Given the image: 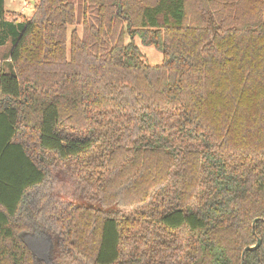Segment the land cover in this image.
I'll list each match as a JSON object with an SVG mask.
<instances>
[{
	"label": "trees",
	"instance_id": "16d2710c",
	"mask_svg": "<svg viewBox=\"0 0 264 264\" xmlns=\"http://www.w3.org/2000/svg\"><path fill=\"white\" fill-rule=\"evenodd\" d=\"M2 5L0 264H264V0Z\"/></svg>",
	"mask_w": 264,
	"mask_h": 264
},
{
	"label": "rangeland",
	"instance_id": "374dc122",
	"mask_svg": "<svg viewBox=\"0 0 264 264\" xmlns=\"http://www.w3.org/2000/svg\"><path fill=\"white\" fill-rule=\"evenodd\" d=\"M38 0H4L3 11L5 18L16 17L18 20L28 18L32 14L35 3ZM3 39V38H2ZM133 41L139 46L142 55L147 63L151 65H158L161 63L162 54L152 46L141 45L139 40L135 37ZM11 48L10 40L4 41L0 44V61L2 62L1 68L4 71L9 70V51ZM52 235V234H51ZM38 238H35L36 241ZM39 243V242H38Z\"/></svg>",
	"mask_w": 264,
	"mask_h": 264
},
{
	"label": "water",
	"instance_id": "95a60500",
	"mask_svg": "<svg viewBox=\"0 0 264 264\" xmlns=\"http://www.w3.org/2000/svg\"><path fill=\"white\" fill-rule=\"evenodd\" d=\"M256 221H257V219H255V220L253 221V224H252V225H254ZM260 243H261V242H260V239L257 238V239H256V243H255L254 245L246 246V247L244 248L243 252H242V255H241L242 259L244 258V253H245L246 251H249V250H253V249L258 248V247L260 246ZM242 264H243V263H242Z\"/></svg>",
	"mask_w": 264,
	"mask_h": 264
},
{
	"label": "built area",
	"instance_id": "2783aa9c",
	"mask_svg": "<svg viewBox=\"0 0 264 264\" xmlns=\"http://www.w3.org/2000/svg\"><path fill=\"white\" fill-rule=\"evenodd\" d=\"M2 66V62L0 61V67Z\"/></svg>",
	"mask_w": 264,
	"mask_h": 264
},
{
	"label": "crops",
	"instance_id": "0c3cea01",
	"mask_svg": "<svg viewBox=\"0 0 264 264\" xmlns=\"http://www.w3.org/2000/svg\"><path fill=\"white\" fill-rule=\"evenodd\" d=\"M4 1V0H3ZM30 16V15H29Z\"/></svg>",
	"mask_w": 264,
	"mask_h": 264
}]
</instances>
